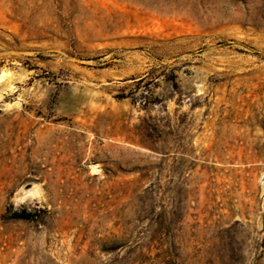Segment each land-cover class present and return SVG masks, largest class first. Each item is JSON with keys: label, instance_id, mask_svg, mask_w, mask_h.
<instances>
[{"label": "rangeland", "instance_id": "rangeland-1", "mask_svg": "<svg viewBox=\"0 0 264 264\" xmlns=\"http://www.w3.org/2000/svg\"><path fill=\"white\" fill-rule=\"evenodd\" d=\"M0 264H264V0H0Z\"/></svg>", "mask_w": 264, "mask_h": 264}, {"label": "trees", "instance_id": "trees-1", "mask_svg": "<svg viewBox=\"0 0 264 264\" xmlns=\"http://www.w3.org/2000/svg\"><path fill=\"white\" fill-rule=\"evenodd\" d=\"M32 215L25 211H19L14 213V217L16 218H30Z\"/></svg>", "mask_w": 264, "mask_h": 264}]
</instances>
